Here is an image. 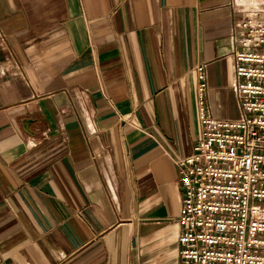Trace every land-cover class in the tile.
Wrapping results in <instances>:
<instances>
[{
  "label": "crops",
  "instance_id": "1",
  "mask_svg": "<svg viewBox=\"0 0 264 264\" xmlns=\"http://www.w3.org/2000/svg\"><path fill=\"white\" fill-rule=\"evenodd\" d=\"M264 0H0V264H178L175 161L235 120L230 32Z\"/></svg>",
  "mask_w": 264,
  "mask_h": 264
},
{
  "label": "built area",
  "instance_id": "2",
  "mask_svg": "<svg viewBox=\"0 0 264 264\" xmlns=\"http://www.w3.org/2000/svg\"><path fill=\"white\" fill-rule=\"evenodd\" d=\"M235 120L206 105V67L197 68L201 136L175 164L183 190L178 264H264V11L233 26Z\"/></svg>",
  "mask_w": 264,
  "mask_h": 264
}]
</instances>
